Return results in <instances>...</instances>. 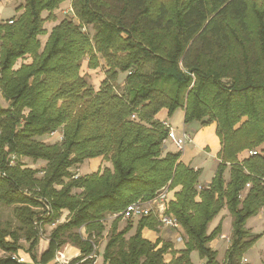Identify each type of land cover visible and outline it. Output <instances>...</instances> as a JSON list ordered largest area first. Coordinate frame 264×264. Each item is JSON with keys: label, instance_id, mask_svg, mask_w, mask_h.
Segmentation results:
<instances>
[{"label": "trees", "instance_id": "1", "mask_svg": "<svg viewBox=\"0 0 264 264\" xmlns=\"http://www.w3.org/2000/svg\"><path fill=\"white\" fill-rule=\"evenodd\" d=\"M64 1L24 0L16 8L22 12L0 21V94L9 102L0 106V204L14 206L18 221L15 230L0 224V249L8 254L0 264H23L10 256L21 234L29 243L23 255L36 260L38 198L49 200L53 219L71 214L53 230L42 264L69 241L89 254L109 214L118 216L106 264H192V251L203 264H248L244 252L264 235L245 228L264 206V0H73L80 24L63 18L48 32L45 23L57 21ZM101 59L106 70L94 90L81 70L85 60L97 69ZM162 109L169 117L184 110L185 124L216 123L219 163L207 186L197 189L200 172L180 152L164 153L168 129L156 118ZM54 130L63 139L45 143ZM10 154L16 165L8 164ZM23 157L45 166L26 167ZM98 157L108 166L72 178L73 166ZM165 186L174 191L168 211L183 228V248L142 235L157 230L153 216L137 219L132 234L130 223L116 228L130 203ZM223 208L232 235L220 263L210 247L219 227L208 226ZM82 226L85 239L73 232Z\"/></svg>", "mask_w": 264, "mask_h": 264}, {"label": "rangeland", "instance_id": "2", "mask_svg": "<svg viewBox=\"0 0 264 264\" xmlns=\"http://www.w3.org/2000/svg\"><path fill=\"white\" fill-rule=\"evenodd\" d=\"M72 2H73V0H65L63 3L60 4L58 9L55 10L54 13L57 16V21H48L44 25V27L47 29L48 32H50L52 27L54 25H56L59 22V20H61L63 18L71 19L77 25L80 24L79 19L76 17V15L73 11L74 9L72 6ZM23 3H24V0H0V19L1 20H8L9 18H12L13 16L18 15L22 11H19V13H18V11L16 10V8H14V6L19 7ZM46 15H47V13L45 12L43 14V16H46ZM82 31L88 32L90 34L93 33V30L91 29V27L85 26V25L82 27ZM39 39L41 41V45H44V43L47 39V34L40 36ZM105 70H106V65H105L103 59H101V64L97 69L87 68L86 60H85V62L83 63V66H82L81 74L85 75V77L89 81L90 85L94 88V90H98L100 83L104 78ZM124 77H125V74L119 75L118 82L120 85L124 84ZM122 87H120V88H122ZM119 90L122 91V89H119ZM8 105H9V102L7 100H5L2 97V95L0 94V106L6 107ZM183 119L184 118L182 117V115L178 111H175L173 113V115L170 117V123L172 126L167 121H165L169 125L167 128L168 133H169V127H171L172 129L174 128L173 131L175 132V136L178 139L181 136V133H180V136H178V133L180 131L179 128H180L181 123L182 122L184 123ZM188 125H190L189 127H192V130L193 129L195 130L194 132H196L200 128V124L197 121H193V122L189 123ZM182 131H185V130H182ZM42 140L45 141V143H49V141H50L46 138L45 139L43 138ZM53 142H55V140L50 141V143H53ZM162 146L164 148V153L176 152V149H177V151L180 152L181 156H182V151H184V150H182V151L179 150L176 147L175 143L172 142V140L170 138L168 139V134H167V137L162 141ZM180 159H181V157H180ZM189 160L190 159L188 158V156H186L184 159V162H186L187 165H189ZM23 162L25 163L26 167H30L33 169L34 168L42 169L45 166L44 162H41V161L34 162L31 158H27V157L22 158V163ZM196 163H197V160L194 162V164H196ZM217 166H218V162L216 163L215 167L217 168ZM78 167H79L80 173L82 175L89 174L95 170L94 163L89 162V159L80 163ZM194 167H196V165H193V168ZM75 168H76V166H73L70 171L73 172L75 170ZM206 169H207V166H206ZM211 171H212V168H211ZM40 172L41 171H39L36 174V177L40 178L42 176V173H40ZM226 173L228 175V170H226ZM226 173H225V175H226ZM199 180L201 183L203 181H209L210 175H208V177H204V178L202 176H200ZM202 186L203 185H201L198 182L197 189L199 190V188H201ZM56 187L60 188V186H56ZM73 191L78 193L80 190L76 189ZM163 191H166V197H165V203L167 204L166 212H167V214L172 215L168 210H169V202L171 199H173V195H174L173 192L174 191H172V189H170L168 186L163 187L159 193H161ZM159 193L157 192L156 195H158ZM13 209H14V206L0 204V224L2 227H7L8 229H11V230H15L18 227V221L15 218V215L13 213ZM32 209H34V208H32ZM34 211H35V217H36L39 211L37 210V208H35ZM70 216H71V214L68 213V211H67L65 213H62L59 216V218L63 219V221H67V219L70 218ZM149 216L156 217L154 214H151ZM113 220H114L113 215H110V214L107 215V217L104 219V222H103L104 223V231H103L102 235L100 234L97 237L92 236V238H91L94 245H95V253H97L96 260H97V256H99V261L97 260L99 264H101V259L103 258V255H104V247H105L106 242H107L109 235L111 233L110 226H111V223ZM156 220H157V218H156ZM63 221L59 222V223H63ZM157 222H158V220H157ZM231 222H232V217H231L228 209L223 208L222 210H220L217 213V215L213 218V220L210 222V224L208 226L209 232H211L215 227H219V234H217V236L215 237V239L212 243V246H211V242H210V247L217 251L218 260L220 263H222L224 256H225L226 249L230 245L231 235H232ZM127 223H130L132 225L133 228L131 230H132V232H134L135 226L137 223V219L124 220L120 217V221L116 225V228L118 230H122ZM247 225L249 227H251V232L253 234H262L263 233L264 222L262 220V215H261L260 211L255 216L249 218V220L245 224V228H247ZM157 226L159 227V222H158ZM158 227L156 228L157 229L156 232L158 233L159 238H161V239L164 238V240L166 239V241L172 242L173 245L176 244L177 248L184 247V243L186 242V237H185V234H184V231H183V228L181 227V225L177 231H169L167 229H164L161 227L158 228ZM147 229L144 228V234L148 239L152 240L153 236L155 235V232L149 231L150 229H148V230ZM84 230H85L84 226H82L81 228L76 229L73 232L74 233L75 232L81 233L83 237H86L87 233H85ZM132 232L130 231L131 234H132ZM173 232H175V233H173ZM20 234H21V232H20ZM45 234H46L45 235L46 238L39 237V239H45L46 240L47 237L51 236V234H52L51 229H49L48 227L45 228ZM128 236H129V234L126 235V237H128ZM227 237H228V242H227ZM6 240L11 241L13 239L10 236H7ZM18 241L21 244V248H19L16 252H12L10 255L12 257V259L17 260V262H19L18 261L19 258H23L24 253H27L26 248L29 245L28 241L25 239V236H22V234L19 237ZM179 242H182L183 244L179 243ZM66 246L67 247H65L64 252H65V254H68L69 257L71 256V258H72L79 253V251H78L73 255L74 251H72V253L70 254V252H71L70 250H72V249L75 250V248H77V250H80V247L78 244L76 245V244L72 243L71 241H69L68 245H66ZM38 247H39V244H37L35 249H34V252L37 254L36 260L33 261L31 259H28V261H30V262H26L25 259L23 258L24 262H19V263L40 264V260H38V252H39ZM6 256H8V254L5 253L4 250L0 249V258L6 257ZM171 256H172L171 254L165 255L166 260L168 261L171 258ZM190 257H191L192 264H201L203 261V259L200 258L197 251H192L190 254ZM243 260H245L248 264H263V262H264V235H261L249 248H247V250L244 252V259Z\"/></svg>", "mask_w": 264, "mask_h": 264}, {"label": "built area", "instance_id": "3", "mask_svg": "<svg viewBox=\"0 0 264 264\" xmlns=\"http://www.w3.org/2000/svg\"><path fill=\"white\" fill-rule=\"evenodd\" d=\"M12 21H10L11 23ZM165 127L168 128V124L165 121H162ZM171 139L172 142L175 143L176 147L179 150H184L187 143L191 142V134L186 131L181 132V136L178 139L175 136V132L171 127H169V133H168V139ZM46 139L52 141H61L63 139V134L61 130H54L47 134ZM249 154H256V151H249ZM17 157L15 154H10L8 156V164L10 166L16 165ZM40 173L43 172L41 171ZM81 173L79 168H75L73 171L72 178L77 179L80 177ZM165 197H166V191H163L156 195L155 197L149 199V200H137L132 203H130L121 213L120 217L124 220H133V219H139L141 217H148L151 214H154L159 222V227L167 229L169 231H177L180 228V223L177 221V219L167 214V204L165 203ZM39 203H41L40 207H37V210L39 211L37 216L34 218L32 225L37 232L38 237L46 238L45 234V228H49L51 230L55 229L59 222H62L63 219L57 218L53 219L54 210L46 198H38ZM260 213L262 215V220L264 222V206L261 207ZM118 215H113L114 218H116ZM53 219V220H52ZM65 222V221H63ZM158 227V228H159ZM85 231V230H84ZM81 234V233H80ZM81 237L85 239L86 237H83L81 234ZM50 239V236L47 237V240ZM179 239V238H178ZM180 240V239H179ZM92 250L89 254H84L79 251L77 255L74 257H61L59 255H55L54 257V264H88L87 261H92L91 264H97L96 255L95 253V245L93 241H90ZM19 262H24L23 258L18 259ZM203 264V261L202 263Z\"/></svg>", "mask_w": 264, "mask_h": 264}, {"label": "crops", "instance_id": "4", "mask_svg": "<svg viewBox=\"0 0 264 264\" xmlns=\"http://www.w3.org/2000/svg\"><path fill=\"white\" fill-rule=\"evenodd\" d=\"M14 8H17V6H14ZM0 21H1V19H0ZM176 111H178L182 115V117L184 118V110L178 109ZM170 117L168 116L166 109H162L156 115L157 119H159L160 121H167L171 125ZM189 126L190 125H188V124L185 125L182 122L180 125V128H179L180 131L178 133V136H180V133L182 132V130H185L191 134V142L187 143L185 148H184V151H182L181 161L183 163L187 164L186 162H184V159L186 156H188V158L190 159L189 160V166L193 167V165H196V167H194V168H195V170H198L200 172V176H202L204 178V177H208V175H210L209 181H203L201 183L199 180V183L201 185L207 186L210 183V181H211V179L214 176V173L216 171V167H215L216 163L217 162L219 163L218 153L220 151L221 145H220V140H219L218 136L216 135V123H211V124L206 125V126L200 125V128L196 132H194L195 130L194 129L192 130V127H189ZM176 151H177V149H176ZM245 156H247V153L242 152L239 157L242 158ZM196 160H197V163L194 164V162ZM89 162L94 163L95 170L93 172L98 171L101 168H103L104 165H107L102 160L101 157L89 159ZM206 166H207V169H206ZM211 168H212V171H211ZM200 176H199V179H200ZM225 177L228 178L227 173H226ZM145 229H147V228H145ZM231 229H232V225H231ZM246 229L250 230V232H251V227H249L248 225H247ZM53 230H51V231L53 232ZM149 231L155 232V235L153 236V238L151 240V241H154L158 237V233L156 231H153V230H149ZM131 232H132V230H131ZM173 233H175V232H173ZM142 235L145 238H147L144 234V229L142 230ZM162 240H164V238ZM164 241H166V239ZM213 241L211 242V246H212ZM227 242H228V237H227ZM179 243H182V242H179ZM38 244H39V247H38L39 248L38 260H39L41 253L44 252L48 248L49 240L39 239ZM66 245H68V242L65 243L63 246H61L59 248V250L56 251L55 255L70 258L71 256L69 257L68 254H65V252H64L65 247H67ZM173 247H174V249H179V248H177L176 244H174ZM70 251H71L70 254L72 253V251H74V253H73V255H74L76 252H78L80 250H77V248H75V250L72 249ZM23 258L25 259L26 262H30V261H28V259L25 256H23ZM97 260L99 261V256H97ZM53 261L51 260L48 264H52ZM98 261H97V263H98ZM40 264H42V263L40 262ZM101 264H106L104 261V257L101 259Z\"/></svg>", "mask_w": 264, "mask_h": 264}]
</instances>
